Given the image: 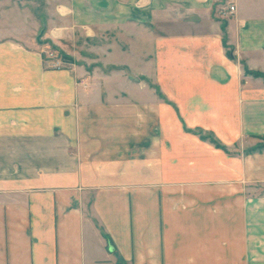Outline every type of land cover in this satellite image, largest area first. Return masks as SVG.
Returning <instances> with one entry per match:
<instances>
[{"label": "crops", "instance_id": "1", "mask_svg": "<svg viewBox=\"0 0 264 264\" xmlns=\"http://www.w3.org/2000/svg\"><path fill=\"white\" fill-rule=\"evenodd\" d=\"M43 9L0 30V264H264V0Z\"/></svg>", "mask_w": 264, "mask_h": 264}, {"label": "rangeland", "instance_id": "2", "mask_svg": "<svg viewBox=\"0 0 264 264\" xmlns=\"http://www.w3.org/2000/svg\"><path fill=\"white\" fill-rule=\"evenodd\" d=\"M48 1L52 4L57 3V0H0V30H5L1 28L9 29L11 26L25 29L26 24H32L34 21L40 20L43 8L47 6ZM45 49L44 58L51 61L52 67L54 60L64 61L67 59V57L57 54L51 47ZM50 52L52 54L51 58L48 55ZM255 78L264 80V74Z\"/></svg>", "mask_w": 264, "mask_h": 264}, {"label": "trees", "instance_id": "3", "mask_svg": "<svg viewBox=\"0 0 264 264\" xmlns=\"http://www.w3.org/2000/svg\"><path fill=\"white\" fill-rule=\"evenodd\" d=\"M244 73L247 75H251L252 77H259L260 75H262L261 73H258V72H251V71H248L247 68L244 69ZM209 140H211L212 143H214L215 146H218L213 140L212 138H210Z\"/></svg>", "mask_w": 264, "mask_h": 264}, {"label": "built area", "instance_id": "4", "mask_svg": "<svg viewBox=\"0 0 264 264\" xmlns=\"http://www.w3.org/2000/svg\"><path fill=\"white\" fill-rule=\"evenodd\" d=\"M229 11L233 12L234 11V7L230 6L229 7ZM48 55L50 56V58L52 57L51 52ZM52 65H53V67H58L59 66V61L58 60H54Z\"/></svg>", "mask_w": 264, "mask_h": 264}, {"label": "water", "instance_id": "5", "mask_svg": "<svg viewBox=\"0 0 264 264\" xmlns=\"http://www.w3.org/2000/svg\"><path fill=\"white\" fill-rule=\"evenodd\" d=\"M40 35H41V34H40ZM39 37H40V36L38 35V38H37L38 41H39Z\"/></svg>", "mask_w": 264, "mask_h": 264}]
</instances>
